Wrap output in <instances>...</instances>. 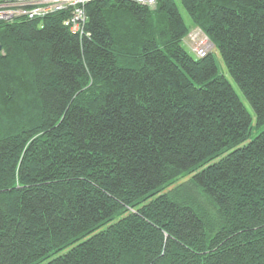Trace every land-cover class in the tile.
Returning a JSON list of instances; mask_svg holds the SVG:
<instances>
[{"label":"trees","instance_id":"trees-1","mask_svg":"<svg viewBox=\"0 0 264 264\" xmlns=\"http://www.w3.org/2000/svg\"><path fill=\"white\" fill-rule=\"evenodd\" d=\"M85 13L0 21V264H264V0Z\"/></svg>","mask_w":264,"mask_h":264},{"label":"built area","instance_id":"built-area-1","mask_svg":"<svg viewBox=\"0 0 264 264\" xmlns=\"http://www.w3.org/2000/svg\"><path fill=\"white\" fill-rule=\"evenodd\" d=\"M92 0H24L18 2L0 3V19H13L15 17L26 18L28 20L41 19L50 14L65 11L68 18L64 21V26L72 33H82L87 22L85 6ZM141 4L154 6L155 0H136ZM198 33L201 39L192 38L193 32ZM188 35L191 42L190 48L198 57H204L211 49V44L198 30H194ZM197 35V34H195Z\"/></svg>","mask_w":264,"mask_h":264},{"label":"rangeland","instance_id":"rangeland-1","mask_svg":"<svg viewBox=\"0 0 264 264\" xmlns=\"http://www.w3.org/2000/svg\"><path fill=\"white\" fill-rule=\"evenodd\" d=\"M176 4H177L178 10H179V12H180V14L182 16V19L184 20V23L186 24V26L192 28V22H191L190 17L187 15V13L182 8V6L179 4L178 1H176ZM18 19H21V18L17 16V17H15L13 19H0V21L10 22V21H13V20H18ZM195 34H197V35H195ZM191 36H192V38L197 36L194 39H199V40L201 39V37L198 35V33H195V31L193 32V34H191ZM187 42L185 40L183 41V47H184V49L186 51L189 52L188 44L191 45V42H189L188 40H187ZM212 52H213V55H214V60H215V64H216V67H217V70H218V74L223 75L228 80V82L232 86V88L235 91V93L238 95L240 101L243 103L244 107L246 108V110L248 111V113H249V115L251 117V125H250L249 138H248V141H249L251 138H254L256 135H258L263 130L264 124L262 126H260V127L256 126V118H255L254 111L252 110V108L250 107L248 102L245 100V98L243 97L241 91L239 90V88L237 87V85L235 84V82L232 80V78L230 77L229 73L227 72V70L225 68V65L223 63V60L221 58V55L216 50H212ZM219 158H220V156L216 157L214 160H217ZM67 250L68 249H64L63 251H61L58 254H53L51 257H49L47 259V261L59 256L60 254L66 252Z\"/></svg>","mask_w":264,"mask_h":264},{"label":"water","instance_id":"water-1","mask_svg":"<svg viewBox=\"0 0 264 264\" xmlns=\"http://www.w3.org/2000/svg\"><path fill=\"white\" fill-rule=\"evenodd\" d=\"M1 54H2V46L0 45V56H1Z\"/></svg>","mask_w":264,"mask_h":264}]
</instances>
